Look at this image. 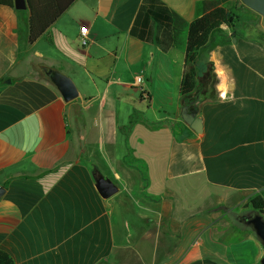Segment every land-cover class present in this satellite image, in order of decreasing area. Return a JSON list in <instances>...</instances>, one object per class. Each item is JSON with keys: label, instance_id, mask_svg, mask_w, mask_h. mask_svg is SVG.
Returning a JSON list of instances; mask_svg holds the SVG:
<instances>
[{"label": "crops", "instance_id": "crops-1", "mask_svg": "<svg viewBox=\"0 0 264 264\" xmlns=\"http://www.w3.org/2000/svg\"><path fill=\"white\" fill-rule=\"evenodd\" d=\"M142 1L76 0L34 44L30 10L0 6V249L14 264L264 257L241 219L249 199L264 196V31L251 37L222 26L230 37L216 48L225 100L203 108L201 136L182 140L168 121H180L185 52L130 35ZM162 1L192 22L206 0ZM45 68L70 77L79 96L65 102ZM141 124L146 137L135 134ZM134 143L152 153L137 154ZM147 155L158 160L154 171ZM94 167L118 186L111 198L97 191ZM195 175L219 194L185 201L175 183Z\"/></svg>", "mask_w": 264, "mask_h": 264}, {"label": "trees", "instance_id": "trees-1", "mask_svg": "<svg viewBox=\"0 0 264 264\" xmlns=\"http://www.w3.org/2000/svg\"><path fill=\"white\" fill-rule=\"evenodd\" d=\"M75 1L27 0L30 10L29 43L34 44L42 37L47 29ZM229 1L206 0L198 2L196 4V18L192 22H187L162 0L142 1L130 30V35L142 42L154 43L166 53L171 49L184 50L185 63L180 87L181 95L194 91L197 76L205 68L209 52L216 49L222 40L230 38L228 33L222 29V26H227L238 34L240 31L242 32L241 26H239L241 20L239 10L241 8L236 4L230 7L226 6ZM0 6L14 8L15 3L14 0H0ZM137 120L138 116L135 114L130 127ZM168 123L182 140L185 138V134H192L180 121H168ZM179 127L185 129L184 136L179 135ZM249 207L264 216V196L256 195L250 198ZM0 264H14L13 258L1 249Z\"/></svg>", "mask_w": 264, "mask_h": 264}, {"label": "water", "instance_id": "water-1", "mask_svg": "<svg viewBox=\"0 0 264 264\" xmlns=\"http://www.w3.org/2000/svg\"><path fill=\"white\" fill-rule=\"evenodd\" d=\"M243 5L264 18V0H241ZM17 10L29 9L27 0H14ZM235 40V39H234ZM46 77L56 87L65 102H71L79 96L74 81L62 72L45 68ZM227 76L217 59L216 49L209 52L205 68L197 76V84L191 93L182 94L179 101V120L195 135L204 133L203 108L210 104H219L225 100ZM93 177L96 189L103 199H109L118 192V186L94 167ZM4 189L0 188V194ZM246 227L264 247V216L254 210L244 213ZM260 264H264V257Z\"/></svg>", "mask_w": 264, "mask_h": 264}, {"label": "rangeland", "instance_id": "rangeland-1", "mask_svg": "<svg viewBox=\"0 0 264 264\" xmlns=\"http://www.w3.org/2000/svg\"><path fill=\"white\" fill-rule=\"evenodd\" d=\"M233 4H236V6H238L239 8H241L239 10V14L241 16V20L239 23V26H241L242 31H245L246 34H248L251 37H258V34H260V32L264 31V18L262 16H259L255 13H253L252 11L248 10L247 8L244 7L243 3L241 0H230L226 6L230 7ZM241 33V31H240ZM46 48H49V46L47 47L46 45H44ZM184 54H182L183 56ZM184 57V56H183ZM183 61V59H182ZM42 75H44L43 72H41ZM136 96V102L139 103L140 101V93L139 91H137ZM139 108L141 107L143 110L147 111V107L145 106H138ZM179 131V135L180 136H184L185 131L184 129H180ZM165 131H161L160 133H158L157 136H162ZM142 134L146 137V135L148 136L150 134V132L145 128V126H143L142 124L138 126L137 131L135 134ZM160 134V135H159ZM136 149H137V154H141L143 153L145 155V151L148 150L150 153H152V151L148 148H146V145L143 146H139L137 143H134ZM154 143H150L149 148L153 147ZM168 143H167V148H168ZM163 143H159V151L163 152ZM149 158V161L151 163V168L152 171H154V167L157 166L156 163H158V160H152L153 155H147ZM154 178H156L158 176V174L155 172H153ZM176 186H178V188L180 189V191L182 192V197L185 201H190V202H194V203H201L203 201V199L207 196V194L209 195H213L216 194L221 191V190H217V189H212V188H207L208 186L206 185V183L203 181L202 175H195V176H190V177H186L180 180L176 181ZM160 184H156L155 187H158ZM218 191V192H216ZM224 193V192H223ZM211 202L214 203L215 202V198H211ZM249 207V203L247 205Z\"/></svg>", "mask_w": 264, "mask_h": 264}, {"label": "built area", "instance_id": "built-area-1", "mask_svg": "<svg viewBox=\"0 0 264 264\" xmlns=\"http://www.w3.org/2000/svg\"><path fill=\"white\" fill-rule=\"evenodd\" d=\"M89 37H88V34H87V27H82L81 28V37H80V43L83 47L89 45ZM139 80H141L139 78Z\"/></svg>", "mask_w": 264, "mask_h": 264}, {"label": "flooded vegetation", "instance_id": "flooded-vegetation-1", "mask_svg": "<svg viewBox=\"0 0 264 264\" xmlns=\"http://www.w3.org/2000/svg\"><path fill=\"white\" fill-rule=\"evenodd\" d=\"M241 219H243V220H244V219H246V218H245V216H243V217H241Z\"/></svg>", "mask_w": 264, "mask_h": 264}]
</instances>
